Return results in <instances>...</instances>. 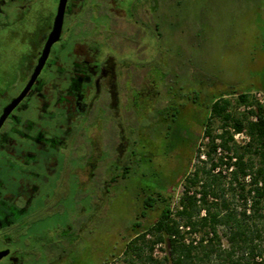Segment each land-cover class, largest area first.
<instances>
[{
	"label": "flooded vegetation",
	"instance_id": "1",
	"mask_svg": "<svg viewBox=\"0 0 264 264\" xmlns=\"http://www.w3.org/2000/svg\"><path fill=\"white\" fill-rule=\"evenodd\" d=\"M37 1L0 0V118L11 106L0 120V264L38 259L24 229L56 207L67 176L101 195L119 177L134 94L150 92L146 76L156 70L165 80L170 75L148 53L165 43L170 0H66L48 46L59 0L45 22ZM70 224L84 223L75 217ZM56 235L59 246L36 238L46 258L69 251V229Z\"/></svg>",
	"mask_w": 264,
	"mask_h": 264
},
{
	"label": "rangeland",
	"instance_id": "2",
	"mask_svg": "<svg viewBox=\"0 0 264 264\" xmlns=\"http://www.w3.org/2000/svg\"><path fill=\"white\" fill-rule=\"evenodd\" d=\"M56 2H36L44 22L54 15ZM166 19L161 28L165 43L164 38L161 43L156 39L160 48H151L148 53L162 62L170 75L165 80L156 70L155 75L146 76L150 92L134 94L132 122L123 125L126 143L115 171L119 177L108 179L101 195L85 183L80 190L76 177L67 176L56 207L39 211L38 218L24 229L27 244L39 253L37 260L27 264H46V259L52 258L56 264H124L121 251L134 235L132 224L143 207V197L169 195L170 208L176 209L183 180L197 163L196 148L203 149L207 105L231 91L264 94V0H170ZM10 44L16 46L14 41ZM145 53L147 56V50ZM228 97L234 101L235 95ZM164 100L168 102L165 112ZM235 108L243 110L242 106ZM217 125L215 121L213 127ZM245 138L239 135L237 140ZM98 156L99 149L93 150L91 164ZM159 210L157 204L139 218L141 225L152 223ZM75 217L84 224L74 229L70 221ZM68 229L69 251L46 258V248L37 242V236H42V243L59 246L57 231ZM184 236L189 240L200 237L197 233L196 237L190 233ZM162 253L158 246L152 255L159 258Z\"/></svg>",
	"mask_w": 264,
	"mask_h": 264
},
{
	"label": "trees",
	"instance_id": "3",
	"mask_svg": "<svg viewBox=\"0 0 264 264\" xmlns=\"http://www.w3.org/2000/svg\"><path fill=\"white\" fill-rule=\"evenodd\" d=\"M207 109L203 149L196 148L197 163L183 180L176 209L169 195L143 197L134 235L121 251L124 264H264V103L251 91H231L214 97ZM237 133L246 138L238 141ZM157 204V217L141 225L139 218ZM189 232L199 234L195 243L185 239ZM156 245L159 258L152 255Z\"/></svg>",
	"mask_w": 264,
	"mask_h": 264
},
{
	"label": "water",
	"instance_id": "4",
	"mask_svg": "<svg viewBox=\"0 0 264 264\" xmlns=\"http://www.w3.org/2000/svg\"><path fill=\"white\" fill-rule=\"evenodd\" d=\"M66 0H59L58 7H57V13L55 15L54 23H53V29L48 37L47 40V46L50 45L51 42L57 39V36L60 32L61 25H62V19H63V13H64V7H65ZM46 46V47H47ZM12 105V104H11ZM11 106H8L3 115L1 116L0 120L3 118V116L6 114V112L9 110Z\"/></svg>",
	"mask_w": 264,
	"mask_h": 264
},
{
	"label": "built area",
	"instance_id": "5",
	"mask_svg": "<svg viewBox=\"0 0 264 264\" xmlns=\"http://www.w3.org/2000/svg\"><path fill=\"white\" fill-rule=\"evenodd\" d=\"M252 95L254 96V98L260 103V104H263L264 103V94L261 92V91H253L252 92ZM239 135H241L242 137H243V133H237V134H235L234 136H235V138L237 139V137L239 136ZM200 157H203L202 155L200 156ZM221 169H223L222 170V172H226V169H225V167H224V165L223 166H221ZM197 196H198V194H197ZM181 228V230L182 231H185V230H187L188 228H184V227H180ZM190 234H191V236L193 235V236H195L196 237V233H194V232H189ZM185 239L186 240H189V239H187L186 237H185ZM196 239L198 240L199 238H198V236L196 237ZM196 239H191V240H193V242L195 243L197 240ZM159 245H156L155 247H158Z\"/></svg>",
	"mask_w": 264,
	"mask_h": 264
}]
</instances>
